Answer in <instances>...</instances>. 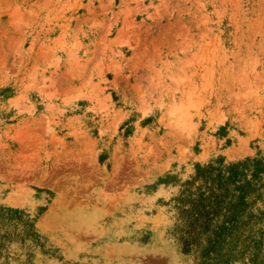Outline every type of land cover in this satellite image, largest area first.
<instances>
[{
	"label": "rangeland",
	"instance_id": "rangeland-1",
	"mask_svg": "<svg viewBox=\"0 0 264 264\" xmlns=\"http://www.w3.org/2000/svg\"><path fill=\"white\" fill-rule=\"evenodd\" d=\"M0 264H264V0H0Z\"/></svg>",
	"mask_w": 264,
	"mask_h": 264
}]
</instances>
